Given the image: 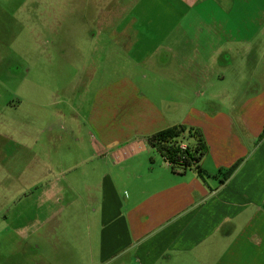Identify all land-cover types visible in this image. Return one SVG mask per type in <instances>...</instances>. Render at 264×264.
Instances as JSON below:
<instances>
[{"label":"crops","instance_id":"crops-1","mask_svg":"<svg viewBox=\"0 0 264 264\" xmlns=\"http://www.w3.org/2000/svg\"><path fill=\"white\" fill-rule=\"evenodd\" d=\"M174 1L167 8L176 24ZM141 19L129 13L118 29L93 36L106 43L105 60L114 53L109 45L121 41L114 48L124 60L121 74L104 71L85 131L73 128L79 136L67 141L65 125L46 126L50 151L41 159L32 153L30 161H41L46 182L38 186L27 176V199L64 194L74 197L68 204H89L83 221L94 231L82 230L80 237L95 245L101 264H264V8L245 27L207 24L200 41L176 27L144 28ZM229 54L234 59L227 60ZM178 124L203 134L208 151L199 169L173 170L149 140ZM54 170L62 179H47ZM63 221L43 220L52 229L70 226ZM70 241L58 235L48 243ZM61 253L79 258L59 250L50 255Z\"/></svg>","mask_w":264,"mask_h":264},{"label":"rangeland","instance_id":"rangeland-1","mask_svg":"<svg viewBox=\"0 0 264 264\" xmlns=\"http://www.w3.org/2000/svg\"><path fill=\"white\" fill-rule=\"evenodd\" d=\"M138 2L0 0V264H101L95 245L80 237L82 230L94 231L93 227L85 229L83 221L85 215H91V206L88 204L85 209L84 201L79 199L68 204L74 197L64 194L52 199L42 195L27 199L26 180L34 175L30 183L40 186L46 182L38 160L43 158L44 149L50 151L45 147L49 146L46 126L65 125L67 141L68 137L73 140V135L79 136L73 134V128L78 132L87 122L85 117L89 115L94 91L107 79L104 76L108 72L104 71L121 74L124 60L114 49L121 41L109 45L114 53L110 52L105 60L102 55L106 43L97 42L93 37L97 32L116 30L121 27L123 17L139 13L140 23L146 24L144 28L176 27L188 30L192 40L200 41L204 38L200 29L207 24L212 26L213 22L223 20L230 29L239 22L245 27L251 14L264 8V0L246 4L237 0L230 5L229 1L222 5L218 0H197L194 4L176 0L171 2L179 13L175 24L167 8L169 0H145L139 5ZM178 45H185V40ZM230 59H234L232 54L227 55V60ZM148 71L144 69L145 73ZM163 86L156 85L159 90ZM150 87L154 88V84ZM181 141L191 143L187 136ZM32 153L39 155V163H30ZM52 173L51 177L46 174L47 179H62L60 171ZM64 204L65 212L58 214ZM63 218L71 223L69 227L52 229L46 224L49 222H43L45 219L64 222ZM58 235L71 239V244L48 243L49 238ZM55 250L74 252L79 258L72 260L63 253L50 255ZM114 264L122 263L118 260Z\"/></svg>","mask_w":264,"mask_h":264},{"label":"trees","instance_id":"trees-1","mask_svg":"<svg viewBox=\"0 0 264 264\" xmlns=\"http://www.w3.org/2000/svg\"><path fill=\"white\" fill-rule=\"evenodd\" d=\"M184 136H187L191 143H183L181 138ZM262 136H264V132ZM149 140L159 153L170 162L173 170H186L192 166L199 169L198 164L208 151L201 130L182 124L164 129L152 135ZM183 144L185 145L184 149L181 148ZM239 163L238 161L224 172L223 180H227L233 174Z\"/></svg>","mask_w":264,"mask_h":264},{"label":"built area","instance_id":"built-area-1","mask_svg":"<svg viewBox=\"0 0 264 264\" xmlns=\"http://www.w3.org/2000/svg\"><path fill=\"white\" fill-rule=\"evenodd\" d=\"M181 148L184 149L185 146L184 145H181ZM165 160H166L167 165L171 166L170 162L167 159H165Z\"/></svg>","mask_w":264,"mask_h":264}]
</instances>
